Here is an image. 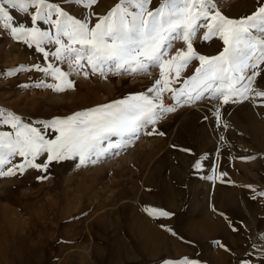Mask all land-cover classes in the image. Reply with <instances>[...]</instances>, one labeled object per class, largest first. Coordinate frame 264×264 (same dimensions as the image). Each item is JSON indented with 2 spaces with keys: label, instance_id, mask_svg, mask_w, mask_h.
Returning a JSON list of instances; mask_svg holds the SVG:
<instances>
[{
  "label": "rangeland",
  "instance_id": "374dc122",
  "mask_svg": "<svg viewBox=\"0 0 264 264\" xmlns=\"http://www.w3.org/2000/svg\"><path fill=\"white\" fill-rule=\"evenodd\" d=\"M113 1L99 0L95 10L100 12L95 13H107L109 9L103 11ZM237 1L217 0L218 7ZM239 1L230 10L239 7L246 11L244 16L254 13L261 3ZM160 2L152 0L150 8ZM10 11L18 21L25 19L16 10ZM204 31L201 28L193 40L196 52L217 55L222 41L214 37L203 41ZM44 47L49 53L54 51L53 45ZM181 48L186 49V44L176 42L169 56ZM82 63L89 75L85 78L83 72H73L69 76L73 88L56 93L32 87L41 80L59 81L35 69L14 75H8V70L48 64L72 70L51 54L45 60L35 46L0 32V110L5 118L11 112L43 128V123L54 118L144 92L159 78L158 68L147 74L117 76L109 71L102 76L93 74L86 61ZM197 66L199 62L192 61L181 79ZM253 87L264 89V70ZM255 117L264 124V98L253 95L242 103L223 105L222 100L209 97L165 113L154 126L164 135L142 134L130 146L109 152L94 164L81 166L78 158L54 160L46 172L29 167L23 174L0 177V264H131L166 255H174L172 261L188 257L199 264H264V240L260 239L264 235V131L261 134L253 127ZM5 131L13 130L0 123V132ZM55 135L49 130L46 138ZM211 158H216V173L200 170L208 168ZM10 159L5 170L23 160L19 156ZM34 162H47V154ZM197 162L199 168L194 167ZM147 209L172 214L163 219V226L175 233L183 231L188 238L157 229L145 216L150 215ZM152 229L157 232L154 240Z\"/></svg>",
  "mask_w": 264,
  "mask_h": 264
},
{
  "label": "snow or ice",
  "instance_id": "6c2138e0",
  "mask_svg": "<svg viewBox=\"0 0 264 264\" xmlns=\"http://www.w3.org/2000/svg\"><path fill=\"white\" fill-rule=\"evenodd\" d=\"M98 4L99 0H63L62 4L49 0H0V32H7L10 39L28 47L35 46L45 60L51 54L72 70L63 71L52 64L31 68L21 65L7 74L35 69L59 83L41 80L32 87L56 93L74 87L69 79L73 72L77 75L83 72L88 77L82 61H86L93 74L102 76L109 71L117 76L147 74L158 68L159 78L144 92L41 122L43 128L25 123L11 112L5 118L0 110V123L10 125L13 130L0 132V177L13 176L18 171L23 174L29 167L46 172L54 160L78 158L81 166L94 164L107 153L130 146L142 134L164 135L154 126L165 113L176 111L178 106L193 105L209 97L222 100L223 105L242 103L253 95L264 98V89L253 87L264 70L260 69L264 65V0L254 13L240 19L225 16L217 0H161L154 9L150 8L152 0H118L103 15L94 11ZM10 9L25 19L18 21ZM41 23L48 28L43 29ZM201 28L205 29L203 41L209 42L213 37L222 41L223 49L217 55L196 52L193 40ZM254 31L262 34L261 37L254 35ZM181 41L186 49H178L169 56L174 44ZM45 45H53L54 51L49 53ZM194 60L199 66L181 79ZM177 83L182 86L172 87ZM165 92L174 101L172 106H164ZM216 114L219 118V108ZM149 125L152 129L145 131ZM49 130L56 134L55 138H46ZM45 153L47 162H34ZM15 156L22 157V162L5 170V165ZM194 167L199 168L200 163ZM147 211L154 216L172 215L156 209ZM260 239L264 240V235ZM162 264L199 262L183 257Z\"/></svg>",
  "mask_w": 264,
  "mask_h": 264
},
{
  "label": "crops",
  "instance_id": "0c3cea01",
  "mask_svg": "<svg viewBox=\"0 0 264 264\" xmlns=\"http://www.w3.org/2000/svg\"><path fill=\"white\" fill-rule=\"evenodd\" d=\"M52 1H54L53 3H63V0H52ZM118 2V0H115V1H113V3L112 4H110L106 9H104V11L103 12H105V10H110L116 3ZM238 2H241V1H237V2H235L233 5H231V6H226V5H224V7H218L219 8V10H221V12L225 15V16H227V17H229V18H232V19H240V18H242V17H246V16H249V15H251V13H247V15L246 16H244L243 15V13L244 12H246V11H244V10H240L239 9V7L237 8V10H235V8H234V10H230V8H232V7H235V5L238 3ZM108 10V11H109ZM240 10V11H239ZM94 11H96V12H100V11H97V10H95V8H94ZM242 13V14H241ZM239 14H241L240 16H238V17H236L237 15H239ZM255 32V31H254ZM203 34H204V32H203ZM218 37H214V40L216 39L217 41H219L220 42V39H217ZM218 53V52H217ZM215 55H216V53H215ZM215 151H216V143L214 142V148L211 150V154H213L214 155V153H215ZM206 155V154H205ZM212 159V161H211V164L208 166V168H201L200 170H202L203 172H210V173H216V158L214 159V158H211ZM213 163V164H212ZM213 167H212V166ZM212 167V168H211ZM214 171V172H213ZM145 216H147L151 221H153L154 223H155V225H156V228L157 229H159V230H161L162 232H164L166 235H168V236H170L169 234H168V232H170V231H167V229H170V227L169 226H163V223H162V221H163V219H164V221H166V217H163V216H150V215H145ZM223 220V219H222ZM157 221H159V222H157ZM170 222H172V219L170 220ZM223 222H224V224H226L227 225V223L223 220ZM163 226V227H162ZM228 229L230 230V227H228ZM171 233H173L172 231H171ZM176 234L177 235H180L182 238L184 237L183 236V231H179V232H176ZM185 235V234H184ZM182 238H176V239H182ZM184 238H188V237H184ZM220 250V249H219ZM221 251H224V250H221ZM225 252V251H224ZM173 256L174 255H166V256H161V257H157V258H155V259H148V260H144V261H142V262H132L131 264H145V263H152V262H162L163 260H171L172 261V258H173ZM178 257V256H177ZM101 261V260H100ZM214 263V262H213ZM118 264V263H117ZM121 264H125V263H121ZM214 264H216V263H214Z\"/></svg>",
  "mask_w": 264,
  "mask_h": 264
},
{
  "label": "bare ground",
  "instance_id": "6f19581e",
  "mask_svg": "<svg viewBox=\"0 0 264 264\" xmlns=\"http://www.w3.org/2000/svg\"><path fill=\"white\" fill-rule=\"evenodd\" d=\"M252 115V114H251ZM259 120V118L258 117H255L254 119H253V121H252V123H253V127H255V129H258V130H260V132H261V134L263 133L262 131H264V124L262 123V122H259L258 121ZM257 131V130H256ZM229 197V196H228ZM233 198L231 197V200H232ZM218 230V229H217ZM152 232H153V234H152V236L154 237L153 238V240L155 239V237L157 236L156 234H157V232L155 231V229H152ZM220 252V251H219ZM220 254V253H219ZM221 258V257H220ZM225 260H226V258H224ZM224 262V261H223ZM226 263V262H225ZM223 264V263H222Z\"/></svg>",
  "mask_w": 264,
  "mask_h": 264
},
{
  "label": "built area",
  "instance_id": "2783aa9c",
  "mask_svg": "<svg viewBox=\"0 0 264 264\" xmlns=\"http://www.w3.org/2000/svg\"><path fill=\"white\" fill-rule=\"evenodd\" d=\"M163 104L165 107H169L172 105V99L170 98L169 95H167V93H164V99H163Z\"/></svg>",
  "mask_w": 264,
  "mask_h": 264
}]
</instances>
